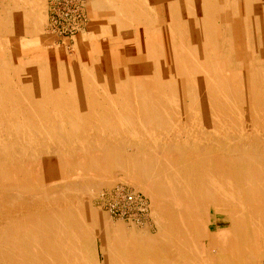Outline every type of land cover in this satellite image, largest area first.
<instances>
[{"label": "bare ground", "instance_id": "obj_1", "mask_svg": "<svg viewBox=\"0 0 264 264\" xmlns=\"http://www.w3.org/2000/svg\"><path fill=\"white\" fill-rule=\"evenodd\" d=\"M0 1V20L42 39L45 0ZM107 2L103 22L122 21L123 33L136 35L123 45L136 66L110 55L119 78L41 65L11 77L0 55V264H98L89 244L99 228L125 259L116 264H261L264 59L257 67L253 54L264 50V0ZM223 38L228 52L213 54L210 41ZM119 139L150 151L134 156ZM107 148L128 175L137 167L147 180L158 234L92 225L84 210L93 181L38 178L33 168L77 154L103 165ZM220 221L229 227H213ZM5 225L25 233L15 248ZM102 264L115 263L107 255Z\"/></svg>", "mask_w": 264, "mask_h": 264}, {"label": "rangeland", "instance_id": "obj_2", "mask_svg": "<svg viewBox=\"0 0 264 264\" xmlns=\"http://www.w3.org/2000/svg\"><path fill=\"white\" fill-rule=\"evenodd\" d=\"M51 1L49 0L48 2V0H45V6H46V8H44L45 24H43V31H42L43 34L41 36L42 39L38 40V42L35 41V37L33 36L19 35V33L16 31V28L13 27L10 17H4V20H0V55L4 57L6 61H9L8 63L11 62L9 64L12 65V67L9 69L11 77L13 75H17L18 77H21V75L23 74L22 72L24 70L26 71L30 69L34 70L41 65L44 70L46 69V71L52 70V68L55 69L57 68L58 71L62 70L63 72L66 73V75H68V77L74 76L77 68L82 73L84 72V70H89V71L92 70L91 73L93 74L95 73L94 75L102 76L100 79L111 81V79L113 78H119L120 77L119 74L121 73L119 71L118 66L114 65L110 61V55L119 53V59L122 60L125 64L132 66H136L138 64V62H136V60L133 58L134 56L132 53L129 57V59H131V62L128 63L127 56H129L131 48H123V45L126 42H128L129 43L128 45L130 46L131 41L136 37L135 33L131 32L130 34H127L126 32L124 34L123 33L124 29L118 26V23H122V21L117 22V20H111L109 17H108V21H106L107 17H104V19L106 20L103 22V15L100 13L101 11L100 8L104 7V9L108 10L107 0H85V11L88 19L82 31H80L78 34L73 35V37L70 38L54 35L52 31L49 29L48 12L50 14V8L57 10L58 9L62 10L63 8V5L61 3L56 2L53 5L54 1L52 2ZM48 3H49V9H48ZM0 8H1L0 11L1 12L0 19H1V16L3 15V12L6 11V9L3 6ZM97 14H98V19H95V16ZM56 17H58V14H56ZM106 26H108L107 36L101 33L103 27ZM10 27L12 29H10ZM5 29H7V31ZM214 40L216 39H212V41H210L209 43L210 48H212L211 52L213 54H214V48L217 47L221 48L222 52L220 54L228 52L229 48L227 47V44L224 45L225 44L224 38L222 40L223 43L221 42L220 45H216L218 44V42L215 43ZM192 41L194 44H196V40L193 39ZM263 51L264 50L261 51L260 56L257 53L253 54L254 61H256L255 63L257 64L256 65L257 67L258 64H260L261 60L264 59ZM229 60L232 61V59ZM17 61H21L19 64L22 65L18 66L17 69H14L18 65ZM65 62H69L71 64H67ZM225 64L226 66L230 65L228 59L225 60ZM106 76L109 77L107 78ZM172 87H174L175 90H178L177 86L175 88V86L172 85ZM119 142L120 143L123 142L124 145L126 146L124 147L125 150L129 154L130 153L134 154V156L136 154L141 155L144 152L147 153L150 151L149 148L135 147V145L129 144V142L121 141L120 139ZM105 153L106 155L105 158L103 159L104 161L103 165L97 164L98 158L96 157L95 159L94 155L77 154L74 158H71L70 156L69 157L64 156L59 160L53 161L54 163L47 162L46 164H41V166L38 165L33 168L34 171L40 172L41 175L38 174L37 175L38 178L42 176V178L45 179V177L47 178L48 176H50L54 181L62 180L63 182H68V183L69 180H72L77 182L79 186L85 185L89 181L91 182L93 181L92 183H95L97 185L95 188H93L95 189L94 190L95 196L94 195L92 196L90 205H88L84 210L85 216L87 217V219L90 220L91 223H93L92 225L100 226L105 222V224H109L111 228L113 229L116 228L117 230H119V232L120 231L126 232L131 229H135L137 231H142L143 233H147V234L149 233V235L158 234L160 232V225L158 223L159 221L158 211L156 210V206L154 205V199H152L151 195L148 194L144 189L145 182L147 180H145V177L143 176L141 170L138 169L137 167H134L133 172L128 175L126 171H124L121 167H119L118 165L119 161L117 162V157L115 156L113 149L107 148ZM148 158L151 159L150 156ZM85 163L87 164L85 165ZM101 167L105 170L104 173H101ZM35 176L36 175H33V177ZM118 184L119 186H126L127 188H131V190L142 192V194L148 199L147 211L140 213V212H136V210L130 209L129 213L123 214L122 216L120 214H117L114 215L115 217H112L109 214V212L105 210L104 203L99 202V199L102 200L104 199V197L101 196V194L103 193L102 190H108L109 193ZM60 213L63 212L60 211ZM38 214L41 213H35L34 215H38ZM65 214H67V212ZM72 215L77 216L76 212L75 214ZM130 216H135L136 218H132L131 220H137V222L131 221ZM219 218L221 219L223 218V216H219ZM213 227H215L216 229H220V228L224 229L229 227V224L227 222L220 221L218 226L214 225ZM2 231L3 233L8 235V242L11 243L13 248H15L18 242L22 243L23 234H25L23 233L24 231L18 233L17 230L12 228V226H8V225L3 226ZM102 231H103L102 228H99V230L96 229L95 230L96 234H94V240L89 244L92 258H94V260L98 264H102L105 261V259L107 260V255L110 256L111 261L115 264L123 262V260L125 259L117 258L116 256L119 254V252L117 254L114 251V248H111L109 245L107 246L108 238L102 237L101 234ZM82 232L83 230L80 231V235L83 234ZM262 260L263 261L261 262V264L264 263V258H262Z\"/></svg>", "mask_w": 264, "mask_h": 264}, {"label": "built area", "instance_id": "obj_3", "mask_svg": "<svg viewBox=\"0 0 264 264\" xmlns=\"http://www.w3.org/2000/svg\"><path fill=\"white\" fill-rule=\"evenodd\" d=\"M52 1H54L53 5L56 2L63 5L62 10L50 8V14L48 12V27L52 33L61 37L64 36L70 38L82 31L88 19L85 11V0ZM56 14H58V17H56ZM102 191L103 193L101 194ZM102 191L100 194L104 199H99V202L104 203L105 210H107L112 217H115L114 215L117 214L122 216L123 214L129 213L130 209L136 210V212L140 213L147 211L148 199L140 191L131 190V188L119 186V184L109 193L108 190ZM132 218L136 217L130 216V220ZM131 221L137 222V220Z\"/></svg>", "mask_w": 264, "mask_h": 264}]
</instances>
